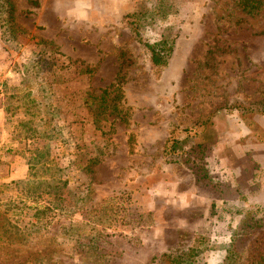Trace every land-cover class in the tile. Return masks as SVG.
I'll list each match as a JSON object with an SVG mask.
<instances>
[{"label":"rangeland","instance_id":"1","mask_svg":"<svg viewBox=\"0 0 264 264\" xmlns=\"http://www.w3.org/2000/svg\"><path fill=\"white\" fill-rule=\"evenodd\" d=\"M70 1L39 19L41 0H11L17 31L0 29V67L30 89L17 130L31 140L16 149L28 180L0 178V264H151L190 245L222 264L233 232L248 234L240 264H264V116L233 107L264 94V13L240 0H79L82 20ZM161 38L172 50L156 70L143 44ZM191 165L218 184L213 209Z\"/></svg>","mask_w":264,"mask_h":264},{"label":"trees","instance_id":"2","mask_svg":"<svg viewBox=\"0 0 264 264\" xmlns=\"http://www.w3.org/2000/svg\"><path fill=\"white\" fill-rule=\"evenodd\" d=\"M33 3V2H32ZM238 8L249 17H256L260 13H264V3L262 0H240L237 5ZM13 4L11 0H0V29L3 30V35L5 38H9L16 33V27L14 24L13 17ZM127 24L132 27L134 22L135 14L133 12L125 14ZM144 49L146 50L148 62L150 66L160 69L164 67L167 63V60L170 56L172 50V42L167 38H161L160 40H155L150 43L143 44ZM117 72L114 76V82L109 85V88L113 89V92H116L112 98V101H120L122 94L120 92V83H121V68L125 64L123 55L118 52L117 54ZM109 92L107 89L101 91V96L107 95ZM119 106L112 105L111 112L118 113ZM236 110L241 111V113L246 112L248 115H261L264 116V94L261 98V101L254 108L249 106H244L242 104H235L233 106ZM121 119V118H120ZM123 121V120H122ZM264 137V133H263ZM191 173L194 177V182L200 185L209 187L210 192L213 195L212 202L210 203V209L214 207L215 196L219 192L217 188L218 184L211 183L209 177L205 170L196 165H191ZM217 199V198H216ZM219 199V198H218ZM245 216V215H243ZM240 219V222H244L246 217ZM260 220H255L253 223L257 225L260 224L261 227H264V222ZM245 227V225L239 226L238 229ZM233 232L231 234V239L228 244L225 246V256L222 261V264H240L243 257L244 251L242 250L243 243L245 242L242 239V236H247L248 234H239ZM239 234V235H238ZM208 249H200L198 245H190L183 250H172L160 253L158 256L153 257L150 261L151 264H201L202 253L206 252ZM254 264H261L255 261Z\"/></svg>","mask_w":264,"mask_h":264},{"label":"crops","instance_id":"3","mask_svg":"<svg viewBox=\"0 0 264 264\" xmlns=\"http://www.w3.org/2000/svg\"><path fill=\"white\" fill-rule=\"evenodd\" d=\"M34 1L35 0H25V2L32 7L36 6ZM54 1V4H50L47 0H41L42 3L38 9L39 19H42L45 14H49L52 18H54L56 13L55 7L58 6V3H66L70 0ZM70 2L74 7L76 16L84 20L83 11L86 10L85 8H79L83 5L79 4V0H71ZM13 8L14 24L15 27H18L17 17L19 15V11L17 12L14 5ZM70 11L69 14L71 13ZM38 18L36 19L38 20ZM0 69V161L3 165V172L2 176L0 175V178L3 181L22 182L28 180V168L31 166L30 158L26 160L23 155H20V153L16 151V149L21 143H29L31 140L29 137L24 138L22 134L25 129L23 128L21 131L17 130V126L19 127V124H21V122H19L21 121L20 119L30 118V114L21 100L23 96H27L23 94L29 93L30 89L26 88L23 83H19V81L15 78H7L10 77L9 69L2 70L1 67Z\"/></svg>","mask_w":264,"mask_h":264}]
</instances>
